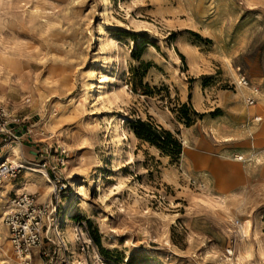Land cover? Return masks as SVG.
<instances>
[{
  "label": "rangeland",
  "instance_id": "1",
  "mask_svg": "<svg viewBox=\"0 0 264 264\" xmlns=\"http://www.w3.org/2000/svg\"><path fill=\"white\" fill-rule=\"evenodd\" d=\"M102 74L105 102L92 86ZM241 75L245 101L258 89L261 121L239 114ZM3 81L1 155L24 138L39 160L5 157L37 169L47 162L52 183L56 168L65 219L79 233L67 243L73 262L72 251L89 264H124L128 254V264H224L244 224L240 248L252 253L243 264H264L253 236L256 226L264 243V0H0ZM117 121L122 142L108 133ZM33 174L15 181L39 182ZM10 179L0 186V251L21 264L4 223L16 196L4 190ZM75 179L85 183L79 192ZM33 192L23 193L38 199ZM49 232L50 254L36 248L31 264H62Z\"/></svg>",
  "mask_w": 264,
  "mask_h": 264
},
{
  "label": "built area",
  "instance_id": "2",
  "mask_svg": "<svg viewBox=\"0 0 264 264\" xmlns=\"http://www.w3.org/2000/svg\"><path fill=\"white\" fill-rule=\"evenodd\" d=\"M238 84L240 87H250L249 80L244 75L239 77ZM257 95L258 89L252 90V96L247 98V102L250 105H254ZM0 116L5 117L6 113L2 110ZM14 121L19 122L20 119H14ZM259 121H261V118ZM3 130L5 131V129ZM236 159L242 161L244 158L242 155H239L236 156ZM48 169L47 162H43L39 165L38 170L50 178ZM25 170L27 168L23 162L2 160L0 162V186L4 184L7 178H16ZM51 171L53 173L52 179L54 185L50 192L49 200L41 203L35 197V194L21 193L9 200L7 204L8 209L4 213V223L9 232L10 243L21 264H31L36 248H39V252L43 256L50 254V251L45 247V242L51 241L48 236L51 228L65 252L62 264H74L67 249V243L62 237V227L58 221L64 209V206L61 205L65 185L57 174L56 168H52ZM75 232H77L76 235L78 236V230H75ZM78 241H80V251L86 252L88 243L84 240L82 241L80 238H78ZM228 252L232 254V249ZM124 264H128V261H124Z\"/></svg>",
  "mask_w": 264,
  "mask_h": 264
},
{
  "label": "bare ground",
  "instance_id": "3",
  "mask_svg": "<svg viewBox=\"0 0 264 264\" xmlns=\"http://www.w3.org/2000/svg\"><path fill=\"white\" fill-rule=\"evenodd\" d=\"M23 45V44H22ZM24 48V47H23ZM21 52V51H20ZM20 56V55H19ZM17 61V59H16ZM2 63H4V65L6 66L7 70L9 73H12L13 72V62L12 60L10 59V56H7L6 59H2L1 60ZM19 69V68H18ZM91 74H89L90 76ZM105 84H106V76L104 74H102L100 76V81H99V85L97 87H95L94 85L93 86V89L94 88H98V92H99V99L102 101V102H105L106 98H105V92H104V87H105ZM88 83H85V88L87 89L88 88ZM8 83L5 81L3 82H0V92H1V95L4 96L7 91H8ZM248 91H250V88L248 87H245L243 89H241L240 92H238V94H234L233 96L235 97V99L237 101H240L241 103V99L244 101V104L246 105L245 107L242 105V107L240 106L241 108V112L242 114H246L247 117H250V116H253L255 115L258 111H259V107L258 105H248L246 104L247 103V100L245 101V96L246 94L248 93ZM97 94V93H96ZM94 95V91H93V94H91V96L88 94L87 95V98H92ZM237 103V102H236ZM241 105V104H239ZM255 121H259V117H255L254 118ZM47 120V119H46ZM48 122V121H47ZM46 122V123H47ZM44 124H41L39 128L43 127ZM45 127L46 126H49L50 125H44ZM259 127V126H258ZM261 127H259L258 129H260ZM108 133L111 134L112 138L114 141L116 142H122L123 140V137L126 135V132L125 130L123 129L121 123H119V121H117L113 128H112V131L111 130H108ZM11 151L14 152V153H17V148L16 147H12L11 148ZM238 156V155H237ZM14 161V160H13ZM26 168L28 172H34V173H38L40 175H38L40 177V179H46L48 180L47 182H50V184H52V188H50V186L48 185V192H51L52 189H53V183L52 181L50 180V178L46 175V174H42V172L40 170H38L37 168H33V167H30V166H27L26 165ZM71 188L72 189H75L77 190V192L81 191L85 185L84 183V180L81 181L79 179H75L73 181H71ZM94 184V182H93ZM99 187H100V184H99ZM51 189V190H50ZM50 196V194H49ZM48 196V197H49ZM215 204H218L216 203V201H214ZM67 205V204H66ZM69 205V204H68ZM4 209V212L7 211L8 209V206H7V209H6V205L5 207L3 208ZM1 210V209H0ZM68 210V207H65L64 210L62 211L63 215H61L62 217L59 218V222H60V226L62 227V237L64 238V241L66 243H71L72 246H76V234H75V227L73 225V222L70 221L69 218H66L65 219V216H64V213ZM75 209L74 207L71 208L70 212H73ZM121 212L122 213H126V208L122 207L121 209ZM3 212V213H4ZM149 212L147 213H144V216L146 218H148V214ZM249 230L245 227V225L243 224V226L240 228L239 230V233H238V238L239 240L237 239L236 240V251H235V254H234V257L233 258H230V257H225V259L223 260V263L224 264H243L245 260H247V258H249L251 256V250L250 249H246V251L242 250L240 248V240L243 241L247 238V236H249ZM253 232V230H252ZM50 233V232H48ZM259 234H260V231L258 230V228L255 226L254 227V232H253V236L256 238V241H257V250L260 254V256L264 259V243L263 241L259 238ZM114 237L111 235V239H113ZM70 246V245H69ZM72 248V247H71ZM5 250V249H4ZM73 253V259H74V262L77 263V264H89L88 263V260L86 257H82L80 259V255L76 252V251H72ZM0 254L2 256V259H1V264H6L8 261L7 259L5 258V253L3 250L0 251ZM128 254V253H127ZM232 255H233V250H232ZM127 261L129 262L131 260V254H128L127 256Z\"/></svg>",
  "mask_w": 264,
  "mask_h": 264
},
{
  "label": "crops",
  "instance_id": "4",
  "mask_svg": "<svg viewBox=\"0 0 264 264\" xmlns=\"http://www.w3.org/2000/svg\"><path fill=\"white\" fill-rule=\"evenodd\" d=\"M239 114H240V116L242 115V112H240L239 111ZM244 114V113H243ZM243 116V115H242ZM259 117L258 115H254L253 116V118H252V121L254 120L255 121V117ZM259 119H260V117H259ZM253 121V122H254ZM250 127V126H249ZM249 129H251V128H249ZM262 135H264V132H263V134ZM22 137H25L24 136V134H22ZM21 137V138H22ZM227 142L228 141H231V142H234V141H232V140H230V139H228V140H226ZM12 147H16L17 148V153H14V152H12L11 151V148ZM11 148H10V150H9V152H4L3 153V155H1L2 154V152L4 151V149H1V147H0V161L2 160V159H4V157L5 156H7V155H10L9 157H11V156H14V154H18V152H20L21 153V157L23 158V159H25L26 161L28 160H30V161H38L39 160V158L37 157V152H38V147L39 146H37V145H35V144H31L30 143V141L28 140H24V138L17 144V145H13ZM5 148V147H4ZM241 151H240V155L241 154H243V152H246L245 151V149H240ZM5 159H7V160H10L8 157H5ZM11 161V160H10ZM29 175H31V174H29ZM33 175H35V174H33ZM36 177H37V179H38V181L40 182H36V183H32V184H30V185H25V184H23V181H15V180H17V178H15V179H10V181H9V183H7L6 184V186H4V190L5 191H8V192H10V195L12 196L13 194L14 195H18L19 193H23V192H25V191H31V189L32 190H34V192L33 193H39L40 194V196H39V198H38V201L39 202H43L44 201V199H43V196H42V193L39 191L40 189H42L41 188V186H39V184H43V185H45L46 186V183H48L47 181L48 180H46V179H40V177L38 176V175H35ZM23 176H20L19 177V179H21ZM7 182V181H6ZM5 182V183H6ZM1 193H2V190L0 189V197H1ZM45 195L46 196H49V192H48V190H47V186H46V193H45ZM0 204H3V202L0 200ZM6 209H7V204H6ZM36 251V253L38 252V250L36 249L35 250ZM59 260H60V258H58L55 262H56V264H59ZM36 263H39V259L38 258H36Z\"/></svg>",
  "mask_w": 264,
  "mask_h": 264
},
{
  "label": "trees",
  "instance_id": "5",
  "mask_svg": "<svg viewBox=\"0 0 264 264\" xmlns=\"http://www.w3.org/2000/svg\"><path fill=\"white\" fill-rule=\"evenodd\" d=\"M142 126H144L145 128H150V125L149 124H145V123H141ZM167 139L169 140H172V134L170 132H164Z\"/></svg>",
  "mask_w": 264,
  "mask_h": 264
}]
</instances>
